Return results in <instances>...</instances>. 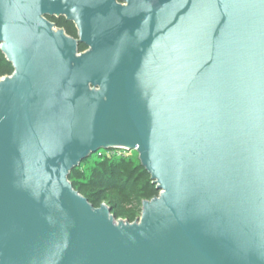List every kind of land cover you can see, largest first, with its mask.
Instances as JSON below:
<instances>
[{"label": "water", "instance_id": "obj_1", "mask_svg": "<svg viewBox=\"0 0 264 264\" xmlns=\"http://www.w3.org/2000/svg\"><path fill=\"white\" fill-rule=\"evenodd\" d=\"M0 50V264H264V0H0ZM111 150L133 223L69 180Z\"/></svg>", "mask_w": 264, "mask_h": 264}, {"label": "trees", "instance_id": "obj_2", "mask_svg": "<svg viewBox=\"0 0 264 264\" xmlns=\"http://www.w3.org/2000/svg\"><path fill=\"white\" fill-rule=\"evenodd\" d=\"M57 28L76 38L77 31L65 18H49ZM80 47V52L85 50ZM14 73L12 65L0 50V80ZM92 158V157H91ZM90 159L74 169L69 177L73 187L95 208L108 204L116 220L122 218L130 223L140 218L142 205L159 196V191L149 173L141 166L139 158H99L82 169ZM109 201V203H107ZM126 208V209H125Z\"/></svg>", "mask_w": 264, "mask_h": 264}, {"label": "built area", "instance_id": "obj_3", "mask_svg": "<svg viewBox=\"0 0 264 264\" xmlns=\"http://www.w3.org/2000/svg\"><path fill=\"white\" fill-rule=\"evenodd\" d=\"M128 151L124 150H111V151H100L99 155L97 157L99 158H118V157H124L125 153Z\"/></svg>", "mask_w": 264, "mask_h": 264}, {"label": "rangeland", "instance_id": "obj_4", "mask_svg": "<svg viewBox=\"0 0 264 264\" xmlns=\"http://www.w3.org/2000/svg\"><path fill=\"white\" fill-rule=\"evenodd\" d=\"M125 157H134L135 159L136 158H139L138 153L135 152V151H133V152H130V151L126 152L125 153ZM97 159H98V157L96 155L92 156V158H90V161L86 165H83L82 166V169L85 170L88 166H90L92 163H94ZM107 203H109V201H107ZM106 205H108V204H106ZM119 220H124V219L120 218L117 221H119Z\"/></svg>", "mask_w": 264, "mask_h": 264}, {"label": "flooded vegetation", "instance_id": "obj_5", "mask_svg": "<svg viewBox=\"0 0 264 264\" xmlns=\"http://www.w3.org/2000/svg\"><path fill=\"white\" fill-rule=\"evenodd\" d=\"M74 27H75V25H74ZM75 29H76V28H75ZM76 31H77V30H76ZM73 38H74V37H73ZM75 39H78V32H77V37H76ZM81 46H84V45L80 44V45H79V50H80V47H81ZM85 47H86V46H85ZM87 49H88V48L86 47L85 50H84L83 52H85Z\"/></svg>", "mask_w": 264, "mask_h": 264}]
</instances>
